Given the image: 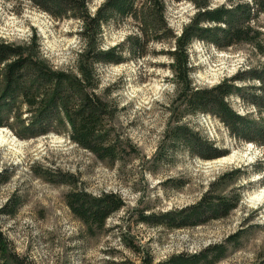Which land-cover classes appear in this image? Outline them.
I'll return each mask as SVG.
<instances>
[{"label": "rangeland", "instance_id": "1", "mask_svg": "<svg viewBox=\"0 0 264 264\" xmlns=\"http://www.w3.org/2000/svg\"><path fill=\"white\" fill-rule=\"evenodd\" d=\"M104 1L91 0L90 13ZM231 1L235 0L211 3L218 7ZM165 3L168 27L179 35L194 9L186 2ZM257 26L264 30V14ZM134 27L129 20L104 26L100 46L107 50L127 44ZM79 29V22L54 20L25 0H0V39L22 44L34 33L43 58L55 70H74L81 47ZM171 47V43H152L141 58L124 48L122 63L96 66V94L115 108L111 123L114 135L136 150L123 154L114 165L96 161L63 132L23 140L8 128H0V173L6 172L8 177L7 183L0 185V206L12 197L21 204L14 218L0 217L1 230L16 254L29 264H106L109 258L117 263L142 264L140 258L145 254L158 264L177 254H197L214 244L225 249L216 264H257L264 256V200L247 202L248 197L264 190V170L259 171L264 148L233 139L215 119L198 114L187 116L184 124L227 152L226 156L206 161L191 157L180 147L167 154L160 151L170 115L178 116L174 113L170 62L164 55ZM188 55L191 82L200 88L213 87L237 72L264 63V58L247 45L218 50L194 41ZM229 103L240 116L256 117L252 107L236 97ZM229 156H233L229 162H219ZM43 170L74 176L78 187L92 196L116 194L124 207L107 219L102 233L88 236L66 206L70 186L48 183L40 174ZM235 171L240 175H232L236 176L233 184L227 185L224 193L233 190L241 199L227 218L173 231L137 223L138 212L162 214L197 203L210 184ZM125 235L141 252L139 255L124 247Z\"/></svg>", "mask_w": 264, "mask_h": 264}, {"label": "trees", "instance_id": "2", "mask_svg": "<svg viewBox=\"0 0 264 264\" xmlns=\"http://www.w3.org/2000/svg\"><path fill=\"white\" fill-rule=\"evenodd\" d=\"M25 1L54 20L79 22L77 35L81 47L76 54L74 70H55L43 58L39 38L34 33L22 44L0 39V128H8L23 140L63 132L73 145L96 161L114 165L121 161L123 154L136 150L114 135L111 123L115 108L96 94L99 87L96 66L122 63L124 48L132 56L141 58L150 44L171 43L172 47L164 55L170 62L168 69L175 91L174 113L178 116L170 115L160 151L167 154L180 147L191 157L206 161L226 156L227 152L217 149L184 124L187 116L198 114L215 119L233 139L264 148V63L237 72L213 87L200 88L191 82L188 55L190 45L199 41L218 50L247 45L255 55L264 58V30L257 26L259 17L264 14V0H235L218 7H213L211 0H170L189 3L194 9L179 35L172 32L165 20V0H105L94 13L88 9L91 0ZM127 20L135 26V31L127 37V44L102 49L103 27ZM232 97L251 106L256 117L236 113L229 103ZM260 164L259 171H263L264 162ZM5 173H0V185L8 181ZM234 173L221 175L208 186L197 203L162 214L138 212L137 223L173 231L193 229L227 218L241 199L233 190L224 193L227 185L233 184L236 176L232 175H240L239 171ZM40 174L48 183L70 186L65 196L66 206L88 236L102 233L107 219L124 207L122 198L116 194H88L78 187L79 182L72 175L50 170ZM20 206L19 200L12 197L0 206V217L14 218ZM123 238L127 250L137 255L141 253L127 235ZM224 254L225 249L214 244L197 254H177L158 264H216ZM110 259L106 264H130ZM140 259L142 264H154L149 254ZM0 264H29L25 257L16 254L3 235L1 225ZM257 264H264V256Z\"/></svg>", "mask_w": 264, "mask_h": 264}, {"label": "bare ground", "instance_id": "3", "mask_svg": "<svg viewBox=\"0 0 264 264\" xmlns=\"http://www.w3.org/2000/svg\"><path fill=\"white\" fill-rule=\"evenodd\" d=\"M3 131H0V135ZM1 137V136H0ZM1 141V138H0ZM1 144V143H0ZM233 156H229L225 159H221L219 162H229L232 159ZM264 200V190H261L257 194L252 195L251 197H248L247 202H250L252 204H258L261 203Z\"/></svg>", "mask_w": 264, "mask_h": 264}]
</instances>
